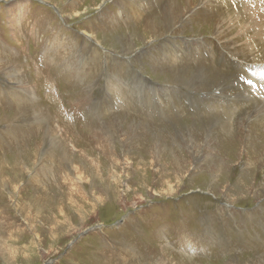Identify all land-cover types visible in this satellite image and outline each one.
<instances>
[{
	"label": "rangeland",
	"instance_id": "obj_1",
	"mask_svg": "<svg viewBox=\"0 0 264 264\" xmlns=\"http://www.w3.org/2000/svg\"><path fill=\"white\" fill-rule=\"evenodd\" d=\"M75 1L0 0V264H264L244 0Z\"/></svg>",
	"mask_w": 264,
	"mask_h": 264
},
{
	"label": "bare ground",
	"instance_id": "obj_2",
	"mask_svg": "<svg viewBox=\"0 0 264 264\" xmlns=\"http://www.w3.org/2000/svg\"><path fill=\"white\" fill-rule=\"evenodd\" d=\"M82 0H76L75 1V3H79V2H81ZM166 1V0H165ZM74 3V4H75ZM160 3V2H159ZM243 3L245 4V7H244V12H245V14H246V16H247V18L249 19H247V22H249L250 23V25H247V30L248 31H252L253 33L252 34H254L253 35V39L255 40L256 39V41L257 40H259V41H261V43H264V0H244L243 1ZM88 4V3H87ZM163 12H164V10H163ZM165 15V14H164ZM164 18H166L165 16H164ZM168 20V19H167ZM246 20V19H245ZM244 23V22H243ZM248 23V24H249ZM239 25V24H238ZM222 31V30H221ZM223 32V31H222ZM244 32H246V31H244ZM219 33V32H218ZM168 35V37L169 38H171V39H174L175 41H177V38H176V36L177 35H174V34H167ZM230 35V34H229ZM98 36V35H97ZM156 36H158V35H156ZM179 36V35H178ZM221 36V35H220ZM232 36V35H231ZM239 36V35H238ZM89 37H91V36H89ZM166 37V36H165ZM199 37V36H198ZM244 37V36H243ZM161 38V37H160ZM160 38H158V39H160ZM202 39V38H201ZM92 41V40H91ZM246 41V40H245ZM90 42V41H89ZM149 42H152V40L151 41H149ZM148 42V43H149ZM94 43V42H93ZM162 43V42H161ZM233 44V43H232ZM248 45V44H247ZM145 47V46H144ZM232 47V46H231ZM141 48V47H140ZM246 48V47H245ZM244 48V49H245ZM255 49V48H254ZM103 50V49H102ZM249 50V49H248ZM251 50V49H250ZM242 51V50H241ZM92 52V51H91ZM148 52V51H147ZM257 52V51H256ZM103 53V52H102ZM107 53V52H106ZM97 54V53H96ZM123 54H124V56H129L130 54H132V52L129 50V49H125V50H123ZM250 54V53H249ZM136 56H138V55H136ZM258 59V58H257ZM263 69H264V67H263ZM262 69V70H263ZM261 70V71H262ZM16 71V70H15ZM157 73V72H156ZM196 73V72H195ZM194 74V73H193ZM158 77V76H157ZM167 78V77H166ZM212 78V77H211ZM219 78V77H218ZM257 78L258 79H254L255 80V84H257L259 81H261V82H263L264 83V72L261 74H259L258 76H257ZM160 79V78H159ZM181 79H182V77H181ZM193 79V78H192ZM164 80V79H163ZM215 80V79H214ZM217 80H219V83H220V79H217ZM222 80V79H221ZM185 81V80H184ZM193 81H195V80H193ZM156 82H157V80H156ZM191 82V81H190ZM224 81H222V83H223ZM171 83V82H170ZM181 83V82H180ZM187 83V82H186ZM195 83V82H194ZM172 84H173V82H172ZM210 84V83H209ZM209 84H207V85H209ZM168 85V84H167ZM187 85V84H186ZM211 85V84H210ZM219 85V84H218ZM190 87V86H189ZM194 87V86H193ZM207 87V86H206ZM258 92H260V91H256V93H258ZM260 96H262V95H259V97ZM247 119V118H246ZM241 126V125H240ZM242 128H244L243 126H242ZM51 129V128H50ZM53 131V130H52ZM52 134V133H51ZM244 134V133H243ZM246 134V133H245ZM53 135V134H52ZM51 136V135H50ZM56 136H57V134H56ZM55 136H53V138H54ZM246 137V136H245ZM237 138V137H236ZM238 139V138H237ZM245 139V138H244ZM122 140H120V142H121ZM237 153H239V152H237ZM242 156V155H241ZM234 157V156H233ZM78 159V158H77ZM78 160H80V159H78ZM110 162V161H109ZM92 163V162H91ZM93 164V163H92ZM94 165V164H93ZM73 165L72 164H70V163H66V165H65V167L67 168V169H69V171H72V170H74V171H76V168L74 167L73 169H71V167H72ZM78 167V166H77ZM71 178H73L75 181H73V182H76V181H78V182H82V179L81 178H77V177H75V176H70L69 177V180L70 181H72L73 179H71ZM17 186V185H16Z\"/></svg>",
	"mask_w": 264,
	"mask_h": 264
}]
</instances>
